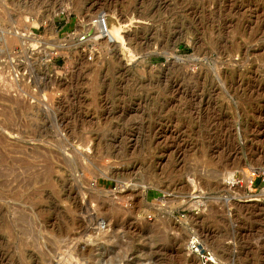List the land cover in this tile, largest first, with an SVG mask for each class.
<instances>
[{"label":"rangeland","instance_id":"374dc122","mask_svg":"<svg viewBox=\"0 0 264 264\" xmlns=\"http://www.w3.org/2000/svg\"><path fill=\"white\" fill-rule=\"evenodd\" d=\"M263 168L264 0H0V264H264Z\"/></svg>","mask_w":264,"mask_h":264},{"label":"built area","instance_id":"2783aa9c","mask_svg":"<svg viewBox=\"0 0 264 264\" xmlns=\"http://www.w3.org/2000/svg\"><path fill=\"white\" fill-rule=\"evenodd\" d=\"M256 174L252 175V179L249 183V187L252 188L254 185V178ZM259 176V175H257ZM245 180V175L238 176L234 173L232 177H228L226 183L230 188H239L243 184V180ZM264 181V179H263ZM186 251L189 255L196 256L201 264H218L219 260L215 254V252L210 249L204 243L202 237L197 233H192L188 241L186 243Z\"/></svg>","mask_w":264,"mask_h":264},{"label":"bare ground","instance_id":"6f19581e","mask_svg":"<svg viewBox=\"0 0 264 264\" xmlns=\"http://www.w3.org/2000/svg\"><path fill=\"white\" fill-rule=\"evenodd\" d=\"M107 15L105 13H102L101 15L97 16L95 19V25H96V33H95V40L99 41V40H106L108 44H117L119 43V41H122V28L121 24H119V22L116 19L112 18V23L111 25H109L108 20H107ZM35 26L37 28L40 27V23H36L34 22ZM17 43V42H16ZM59 48H62L63 46H58ZM52 169V168H51ZM262 169V168H261ZM264 169V168H263ZM257 171V170H255ZM254 171V172H255ZM53 172V171H52ZM253 172V173H254ZM261 171H257V173H260ZM48 175V174H47ZM51 175V174H50ZM230 176H233L234 173H230ZM53 181V180H52ZM51 181V182H52ZM50 182V183H51ZM53 183V184H52ZM51 184H49V186L51 187L52 185H54V182H52ZM48 186V185H47ZM57 188V186H55ZM55 189V188H54ZM264 192V191H263ZM67 194V193H66ZM264 194V193H263ZM104 230V229H103Z\"/></svg>","mask_w":264,"mask_h":264}]
</instances>
